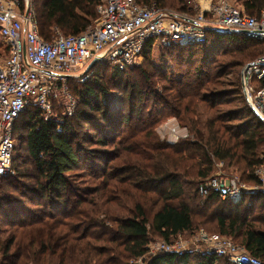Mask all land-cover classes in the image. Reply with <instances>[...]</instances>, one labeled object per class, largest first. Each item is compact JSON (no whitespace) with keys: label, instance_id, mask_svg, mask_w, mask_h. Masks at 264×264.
Segmentation results:
<instances>
[{"label":"trees","instance_id":"obj_1","mask_svg":"<svg viewBox=\"0 0 264 264\" xmlns=\"http://www.w3.org/2000/svg\"><path fill=\"white\" fill-rule=\"evenodd\" d=\"M136 1L195 14L189 5L192 0ZM235 2L248 16L259 17L264 11V0ZM33 4L39 34L51 42L58 32L79 35L95 26L101 0H34ZM2 50L9 55L8 47L0 49V55ZM165 51L172 60L184 59L195 79L170 81L166 95L158 97L152 91V97L132 82L128 75L132 67L106 66L108 77L97 69L85 84L69 80L77 101L73 116L46 118L42 109L29 107L16 121L13 174L0 182L9 185L18 172L16 182L22 191H16L18 197L0 195V254L9 256L17 232L22 233L23 244L16 262L7 264H232L216 255L195 259L189 252L150 255L152 237L171 244L195 226L208 225L213 234L264 262V230L257 227L264 225V217L253 215L257 208L264 211V194L247 195L253 201L247 205L245 200H222L216 192L204 198L199 192L215 176L219 163L244 184L259 185L255 173L264 164V123L247 104L239 111H224L222 106L230 107L244 96L240 80L230 83V91L221 90L225 83L219 80L229 75L227 69L261 57L264 42L241 33H211L205 45H173ZM151 52L152 43L144 50L146 59ZM222 56L229 60L218 68L216 60ZM206 73L216 76L202 78ZM112 90L124 94L122 109L111 106ZM167 118H176L189 138L162 141L156 128ZM83 125L94 134L81 138L78 131ZM123 128L128 131L117 143ZM22 140L31 169L19 171ZM84 143L113 147L117 153L86 150ZM100 154L119 163L102 173L98 188L82 194L76 172L84 160ZM149 202L158 208L150 215ZM33 203L36 209L29 207Z\"/></svg>","mask_w":264,"mask_h":264},{"label":"built area","instance_id":"obj_2","mask_svg":"<svg viewBox=\"0 0 264 264\" xmlns=\"http://www.w3.org/2000/svg\"><path fill=\"white\" fill-rule=\"evenodd\" d=\"M209 3L206 10L201 6L194 16L155 4L143 6L136 0H101L95 26L79 35L66 36L58 32L47 42L39 34L30 0H0V38L9 48V57L0 61V178L13 174L14 128L27 108H40L49 118L54 104L66 99L68 114L74 113L77 101L69 91L70 79L85 84L94 76L95 67L108 63L122 70L132 67L150 43L163 48L205 45L211 33H241L264 42V11L259 17H252L246 15L235 0L215 3L209 0ZM96 59L99 60L97 65L87 71ZM242 87L254 114L264 123V54L243 69ZM172 132L173 143L189 138L176 128ZM222 166L224 163H219L216 170ZM255 174L259 185L247 187L237 176L219 173L201 185L200 195L205 198L210 192H216L222 200L237 203L244 192L264 194V164ZM200 233L197 244L206 247L204 255L227 258L232 264H264L226 237ZM181 236L171 244L151 243L150 255L190 252L181 242Z\"/></svg>","mask_w":264,"mask_h":264},{"label":"rangeland","instance_id":"obj_3","mask_svg":"<svg viewBox=\"0 0 264 264\" xmlns=\"http://www.w3.org/2000/svg\"><path fill=\"white\" fill-rule=\"evenodd\" d=\"M205 1H208V0H192L191 1L190 7H193V9L195 11L194 16L198 14V10L201 9L200 7L204 6ZM211 1L213 3H215L218 0H210V2ZM30 2H31V4H33L34 0H30ZM33 7H34V4H33ZM171 11L176 12L174 10H171ZM153 45L154 46H152V52H151V56H150L149 60L146 59L145 55H143L141 57V59L138 61V63L132 66V71L128 74L129 77L132 79V82L139 85V87L140 86L143 87L145 90H149V95L152 96V94H153L152 91H153V92L157 93L158 97H161V96L166 95L165 94L166 93L165 88L169 86L170 81L176 82V81H179L181 79H184V80L195 79V72L194 71L192 72L191 68L188 66V63L185 62L184 59H180V61L179 60H177V61L172 60L171 58H168V56H167V52L165 51V49H167V48H163V47L159 46L158 44L157 45L153 44ZM5 47H7L6 43L0 39V49H3ZM8 56H9L8 53H6L5 51L2 50L1 55H0V61L6 60L8 58ZM228 60L229 59L225 58L224 56L219 58V60H216L218 68L221 65L222 66L225 65ZM249 64L250 63L246 62L243 64V66L241 68L227 69L226 72L229 75H227L224 78H221L219 80L220 83L224 82L225 85H223L222 88L221 87H219V88H221V90L230 91V89H231L230 83H236V81H239V80L241 81V85H242L243 69ZM106 66H114V64L108 63L107 65H104L101 67H95L94 72H96V70L98 69L97 72L100 75H105L108 77L110 72H108L107 74L105 73V70L107 68ZM104 67H105L104 70L99 69V68H104ZM168 68L170 71L168 73V76H166L165 71ZM215 76H216V73L212 74V76H208V74L206 73L204 76H202V78H205V79L206 78L207 79L212 78L213 79ZM72 79L75 80V78H72ZM90 80H88V82ZM242 90H243V87H242ZM69 91H70V94L72 96H74L72 91L70 90V87H69ZM110 94L112 95V98L110 97V100H109L111 106L114 107L115 110H117L118 107H119V109H122L123 105L121 106V104L123 103V98H121V96H124V94L117 92V91H114V90H112L110 92ZM243 96H244L243 97L244 99H242V101L239 99L238 100L234 99L233 103H232V105H230V107L229 106H222V109L224 111H231V110L239 111L243 107H245L246 104L251 108V105H250V103H249V101H248V99L244 93V90H243ZM229 99H232V98H229ZM151 105H152V102L149 103V106H151ZM68 106H69V102L66 99H60V101L58 103L54 104V111L50 116H52V115L57 116V114L70 116L68 114V111H67ZM76 110H77V107L71 116H73L75 114ZM126 113H128V111H126ZM174 128H176L177 132L179 131L181 135H183V134L190 135L187 128H182L180 126V124L178 123V121L176 120V118L164 119L156 129H157V134L162 141H167V142L173 143L174 139H175V135L173 134L172 130ZM127 131H128V129L123 128V133L121 134V136H119L120 138L117 139V143L120 141V139H122L123 135H125V133ZM78 133L81 136V138L84 137L85 133L90 134V135L94 134L93 130H91L90 127L85 128L84 125L79 129ZM179 140H181V138ZM18 145H19L18 157H21V160L17 163V165H18L17 169L19 171L24 169V168L25 169H31V163L29 162V159L27 157L26 147L24 145V140H22L21 143H19ZM83 145H84L86 150L95 149V150H99V151H103V152L106 151V152H110V154L112 156L115 153H117V151H114L113 147L101 148L95 144L93 145L90 143H84ZM95 157L96 158L88 157L86 160H84L80 169L76 172V175H78L76 184H77V187L80 189V192L82 194L83 193H85V194L92 193L94 189L98 188L100 181L102 179L101 178L102 173L105 172V170L107 168H109L110 166H115L119 163V160H116V158L113 159L112 157L110 158L111 159L110 161H106L105 157L101 154L96 155ZM107 163H109V165H107ZM17 173L15 176H13L14 179H11V181H9L10 179L7 180V181H9L8 182L9 185L4 183V182H2V183L0 182L1 185L4 186V189L0 190V195H2V193H4V195L9 196V197H14V196L18 197V193L20 191H22V188L16 182V179L18 177ZM219 173L221 175H228V176L233 175V176H237L239 178V176L234 174L233 172H230V171L228 172V170L225 169V165L217 168L215 175H217ZM241 183H243V182H241ZM18 187H20V188H18ZM247 187H252V186L247 185ZM247 195L250 196V194H248V192H244L241 200L242 201L245 200L247 205H251V204L253 205L252 199L249 198ZM91 197L92 196H88V199H92ZM34 205H35V203L29 204V207L32 209H36L35 208L36 206H34ZM129 206H131V204H129ZM153 208H154L153 203L149 202L146 206V209H148L149 215L152 213V211L155 212L158 209V208H156L154 210ZM35 214H38V213L36 212ZM52 214H54V213H52ZM55 215H58V214L55 213ZM253 215H256V217H259V216L264 217V211H260L259 208H257ZM150 219H151V216H150ZM257 227L264 230V225L258 224ZM0 228L3 229L2 226ZM210 229H211L210 225H208L204 228H197V226H195V230L193 232L186 233L180 237V240L184 244L185 249L187 251H190L189 253H192V255L195 257V259L197 256L201 255L205 251V248H206L205 246H203V244H197V238L200 236V234H201L200 232H202V231L208 235H213V233L210 231ZM210 232L212 234H210ZM151 242L153 244V243L161 242V240L157 239L156 237H152ZM22 244H23L22 233L21 232L15 233V243H14L13 247L11 248L10 254L8 257H2L0 254V264H7V263H11V262H16L15 255L21 249ZM192 264H195V262H193Z\"/></svg>","mask_w":264,"mask_h":264},{"label":"water","instance_id":"obj_4","mask_svg":"<svg viewBox=\"0 0 264 264\" xmlns=\"http://www.w3.org/2000/svg\"><path fill=\"white\" fill-rule=\"evenodd\" d=\"M244 34H248V33H244ZM99 62V60H94L91 64H90V66L88 67V69H87V71H90L91 69H93L96 65H97V63Z\"/></svg>","mask_w":264,"mask_h":264},{"label":"crops","instance_id":"obj_5","mask_svg":"<svg viewBox=\"0 0 264 264\" xmlns=\"http://www.w3.org/2000/svg\"><path fill=\"white\" fill-rule=\"evenodd\" d=\"M209 1V0H208ZM208 1H205V3H204V6H202V9H204V10H206L207 8H208V6H209V2ZM208 2V3H207Z\"/></svg>","mask_w":264,"mask_h":264}]
</instances>
